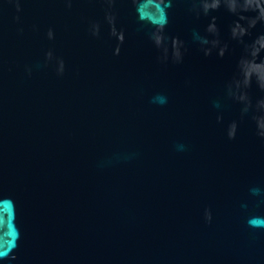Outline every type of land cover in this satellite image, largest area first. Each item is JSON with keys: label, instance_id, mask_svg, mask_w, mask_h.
Masks as SVG:
<instances>
[{"label": "water", "instance_id": "1", "mask_svg": "<svg viewBox=\"0 0 264 264\" xmlns=\"http://www.w3.org/2000/svg\"><path fill=\"white\" fill-rule=\"evenodd\" d=\"M0 264H264V0H0Z\"/></svg>", "mask_w": 264, "mask_h": 264}]
</instances>
